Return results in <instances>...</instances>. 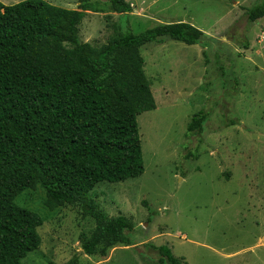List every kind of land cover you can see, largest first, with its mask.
<instances>
[{"label": "rangeland", "instance_id": "374dc122", "mask_svg": "<svg viewBox=\"0 0 264 264\" xmlns=\"http://www.w3.org/2000/svg\"><path fill=\"white\" fill-rule=\"evenodd\" d=\"M103 2L91 0L98 12L86 11L78 26L83 42H105L112 25L140 34L177 22L202 37L194 45L164 39L141 48L155 101L154 110L137 116L143 174L89 193L107 216L131 220L132 245L104 258L83 255L79 236L91 220L73 207L49 210L36 186L15 199L43 221L40 246L22 263L65 264L76 256L77 264H156L139 252L149 243L168 247L184 264H264V18L246 17L264 0H135L125 16ZM200 111L207 114L201 135H189L187 125Z\"/></svg>", "mask_w": 264, "mask_h": 264}, {"label": "trees", "instance_id": "16d2710c", "mask_svg": "<svg viewBox=\"0 0 264 264\" xmlns=\"http://www.w3.org/2000/svg\"><path fill=\"white\" fill-rule=\"evenodd\" d=\"M77 10L24 0L0 3V264H23L41 243L42 218L15 199L36 186L49 210L73 207L92 227L79 236L81 253L99 258L117 246H131L133 223L109 217L89 193L102 183H120L143 174L137 116L155 109L143 71V46L164 39L194 45L202 32L177 22L140 34L112 25L101 44L83 42L78 26L91 0ZM125 16L132 4L104 0ZM249 21L264 18V2L246 11ZM207 114L187 125L201 135ZM156 264H184L166 246L145 243ZM65 264H77L74 256Z\"/></svg>", "mask_w": 264, "mask_h": 264}, {"label": "crops", "instance_id": "0c3cea01", "mask_svg": "<svg viewBox=\"0 0 264 264\" xmlns=\"http://www.w3.org/2000/svg\"><path fill=\"white\" fill-rule=\"evenodd\" d=\"M125 1H126V0H125ZM132 1H135V0H130V1L127 2V3H129V4H133ZM141 3H143V1H142ZM257 20H258V19H257Z\"/></svg>", "mask_w": 264, "mask_h": 264}, {"label": "water", "instance_id": "95a60500", "mask_svg": "<svg viewBox=\"0 0 264 264\" xmlns=\"http://www.w3.org/2000/svg\"><path fill=\"white\" fill-rule=\"evenodd\" d=\"M253 20H257V19H253Z\"/></svg>", "mask_w": 264, "mask_h": 264}]
</instances>
